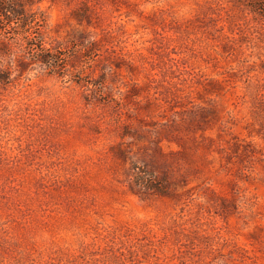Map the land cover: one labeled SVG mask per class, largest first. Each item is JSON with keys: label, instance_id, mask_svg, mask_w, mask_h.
Returning a JSON list of instances; mask_svg holds the SVG:
<instances>
[{"label": "rangeland", "instance_id": "rangeland-1", "mask_svg": "<svg viewBox=\"0 0 264 264\" xmlns=\"http://www.w3.org/2000/svg\"><path fill=\"white\" fill-rule=\"evenodd\" d=\"M13 1L0 264H264L253 2Z\"/></svg>", "mask_w": 264, "mask_h": 264}, {"label": "trees", "instance_id": "trees-1", "mask_svg": "<svg viewBox=\"0 0 264 264\" xmlns=\"http://www.w3.org/2000/svg\"><path fill=\"white\" fill-rule=\"evenodd\" d=\"M253 2V10L264 14V0H251ZM13 0H0V16L7 17L8 14L17 13L19 10L12 6Z\"/></svg>", "mask_w": 264, "mask_h": 264}]
</instances>
